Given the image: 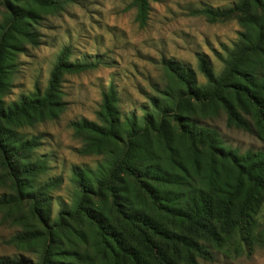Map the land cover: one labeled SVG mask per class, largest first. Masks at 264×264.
<instances>
[{
  "label": "trees",
  "instance_id": "trees-1",
  "mask_svg": "<svg viewBox=\"0 0 264 264\" xmlns=\"http://www.w3.org/2000/svg\"><path fill=\"white\" fill-rule=\"evenodd\" d=\"M132 0L144 26L150 2ZM60 0H0V224L15 229L6 244L30 259L0 264H197L212 251H238L264 241V152L225 146L200 119L223 110L226 126L264 141V0H236L225 10L195 11L210 23L235 19L238 38L218 59L215 74L200 55L194 71L170 59L164 86H154L143 114L122 115L116 87L102 93L95 121L70 123L78 154L98 157L73 168L69 203L52 216L60 177L46 178L37 158L41 138L22 131L64 111L67 74L95 67L70 60L63 48L44 90L6 103L17 56L38 43L35 26L60 11Z\"/></svg>",
  "mask_w": 264,
  "mask_h": 264
},
{
  "label": "rangeland",
  "instance_id": "rangeland-1",
  "mask_svg": "<svg viewBox=\"0 0 264 264\" xmlns=\"http://www.w3.org/2000/svg\"><path fill=\"white\" fill-rule=\"evenodd\" d=\"M60 11L44 15L35 26L36 46L26 45L17 56L11 89L3 98L16 101L34 91L44 90L59 52L70 48V60L91 63L95 67L63 78L61 90L64 111L57 119L36 124L22 131L41 138L37 158L47 161L46 178L60 177L62 186L53 193L52 216L69 203L70 178L73 168H94L98 157L81 156V142L73 137L70 123L80 119L95 121L102 93L110 84L116 87L122 115L143 114L153 87H162L165 74L161 61L170 59L189 66L197 82L203 84L197 58L204 55L215 74L222 70L218 57L224 56L238 38L240 27L235 19L210 23L202 14L205 8L225 10L236 0H153L144 26L135 21L132 0H60ZM2 11V8H0ZM1 20V14H0ZM213 128L225 146L240 153L248 150L264 152V141L255 132L247 133L226 126L223 110L199 120ZM264 233V219L257 215ZM14 228L0 224V259H30L6 244ZM213 260L197 259V264H264V241L251 247L242 245L238 251H212Z\"/></svg>",
  "mask_w": 264,
  "mask_h": 264
}]
</instances>
